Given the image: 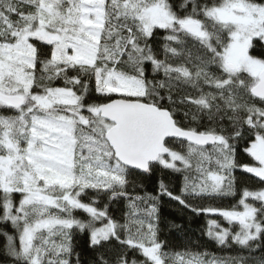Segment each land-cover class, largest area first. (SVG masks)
<instances>
[{
	"label": "snow or ice",
	"instance_id": "snow-or-ice-1",
	"mask_svg": "<svg viewBox=\"0 0 264 264\" xmlns=\"http://www.w3.org/2000/svg\"><path fill=\"white\" fill-rule=\"evenodd\" d=\"M0 264H264V0H0Z\"/></svg>",
	"mask_w": 264,
	"mask_h": 264
}]
</instances>
